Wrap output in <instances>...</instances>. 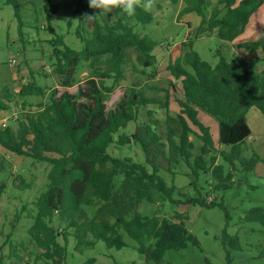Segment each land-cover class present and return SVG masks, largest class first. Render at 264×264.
<instances>
[{
  "label": "trees",
  "instance_id": "obj_1",
  "mask_svg": "<svg viewBox=\"0 0 264 264\" xmlns=\"http://www.w3.org/2000/svg\"><path fill=\"white\" fill-rule=\"evenodd\" d=\"M185 1L186 6L178 17L195 13L201 23L194 30L193 38L182 44L188 50L167 66L169 75L179 85L169 81L164 107L172 99L179 107V113L165 120L166 143L171 158L172 153H177L188 162L193 149L190 136H197L202 145L194 157L190 175L197 180L199 172L208 173L214 183L213 190L220 191L232 187L233 182L232 175L224 171L223 165L216 164L218 157L230 168L238 162L245 171L252 170L259 161L255 154L249 160L242 157L240 144L250 134L245 120L248 109L256 108L264 114V66L253 71L245 63L227 61L222 56L216 65L210 66L192 47L203 26L215 30L217 38L233 42L242 34L263 0H221L224 13L219 16V11L214 9L209 18L205 13L206 0ZM6 3L14 8L21 34V5L18 0H6ZM82 6L80 0L74 11H81ZM44 9L56 14V7L50 3ZM114 16L113 24L101 16L93 22L88 39L77 33L83 43L80 51L66 46L63 38L55 36L49 27L54 35L49 43L53 48L51 75L55 89L48 93V102L36 111H21L11 119V124H0V148L49 167L46 188L34 203L35 215L27 214L32 220L27 229L29 240L43 251L40 256L47 261L59 263L65 258L66 247L59 243L60 237L64 242L67 237H72L74 250L78 253L93 247L97 241L103 242L107 249L120 250L125 247L123 237L117 232L120 229L136 242L137 251L143 255L146 264H160L166 251L198 246V242L185 226L186 216L174 214L171 219L143 216L137 211L141 202L152 203L156 196H160L176 204L223 209L216 202L207 203L200 193L183 201L172 199L176 187L165 182L159 175L160 167L154 164L164 153L160 136L149 124L138 126L131 135L121 134L114 140L113 136L135 119L139 107L152 103L140 94L124 92L118 95L115 92L117 83L124 79L127 51L135 50L143 67L148 68L155 63L152 50L156 46V42L136 33L129 25L131 18L141 26L151 22L152 15L142 6L137 7L133 16L117 8ZM238 47L247 52L260 51V59L264 60V37ZM81 62L89 64L92 76L78 85L75 93H70L68 89L75 85L74 77ZM107 79L114 85H106L104 81ZM44 93L31 81L20 88L17 96L39 97ZM13 96L7 88L0 91V110L9 109ZM108 100L116 101L112 108H107ZM199 112L217 124L218 143L228 152L223 150L218 155L212 154L217 150L208 128L198 120ZM190 125L200 134L195 133ZM134 142L145 154L146 164L129 157L116 158L108 152L113 144L122 147ZM152 146L155 150L151 149ZM205 155L209 156L208 159L204 158ZM3 166L0 157V172ZM22 183L23 187H28ZM2 193L3 186H0V197ZM92 199L101 206L89 217L84 206ZM225 218L228 221L227 213ZM107 219H113L114 223L110 224ZM244 221L264 228V209L249 210ZM152 240L153 244L150 243ZM222 245L233 251L240 249L237 237L229 236L225 231ZM260 256H264V247ZM206 263L210 264L208 260ZM226 264H231L229 252Z\"/></svg>",
  "mask_w": 264,
  "mask_h": 264
},
{
  "label": "rangeland",
  "instance_id": "obj_2",
  "mask_svg": "<svg viewBox=\"0 0 264 264\" xmlns=\"http://www.w3.org/2000/svg\"><path fill=\"white\" fill-rule=\"evenodd\" d=\"M18 1L21 5L19 9L21 34L13 6L7 4L6 0H0V91L7 88L14 94L8 105L9 109L0 110V124H11L13 122L11 119L21 111H36L48 102V93L55 89L51 75L54 64L51 58L53 48L49 43L54 35L50 33L49 27L54 31L55 36L62 37L65 45L75 51H80L83 47L77 33L80 32L88 39L92 30V23L81 20L84 13L94 11L89 8L88 0H82L83 9L79 12L74 10L80 0ZM213 1L206 0V18L210 17L214 9L219 11V16L224 13L221 0ZM48 3L56 7V14L45 11L44 8ZM184 5H186L185 0H154L151 8L147 10L152 15L149 24L141 26L136 24L133 18L129 20V25L134 27L136 33L141 36L146 35L156 42L152 50L155 63L151 67L144 68L137 52L128 50L123 66L124 79L117 83L115 92L118 95L124 92L129 95L140 94L152 100V103L139 107L135 119L129 122L125 129L119 130L113 138L116 141L121 134L129 136L136 127L149 124L160 136L164 153L157 157L154 164L160 167L159 175L165 182L176 187L172 199L183 201L200 193L207 203L216 202L223 207V209L220 207L208 209L198 205L176 204L160 196H156L152 203L141 202L137 206V211L143 216L166 219H171L174 214L186 216L185 226L198 242V246L189 245L183 250L166 251L160 264H207L206 260L210 264H226L228 252L231 264H264V256H260V251L264 247V228L257 223L244 221V216L249 210L264 209V114L256 108H250L245 115L250 134L240 144L241 155L247 160L254 154L259 158L252 170L245 171L238 162L230 168L221 157L216 160V164L223 165L224 171L232 175V187L228 189L214 191V183L210 181L208 173L199 172L197 180L190 175V167L193 166L194 157L199 154L202 145L197 136H190L193 149L188 162L177 153H172L174 156L170 157L171 153L166 143L165 120L168 116L176 117L179 107L172 99L168 101L167 107H164L165 90L170 80L179 84L171 78L167 66L188 50L182 45L193 38L194 30L189 32L188 27H193L200 21L195 27L197 29L201 23V18L195 13L182 14L178 17ZM114 10L101 15L109 24L115 21ZM254 13L245 34L250 33L251 28L253 34L250 38L258 39L264 37V0ZM201 33V35H209L200 37L199 34L194 39L192 50L210 66L216 65L220 56L236 63L245 61L253 71H259L264 66V60L260 59V51L243 50L248 53L245 54L238 48L232 49L206 26H203ZM92 73L89 64L81 62L74 77L75 85L69 88L68 92L75 93L76 87L90 78ZM31 81L45 92L44 95L18 97L17 92L20 88ZM104 82L106 85H114L110 79ZM115 102L108 100L107 108H112ZM198 120L209 130L214 149L217 150L212 154L218 155L223 150L228 152L227 148L218 143L217 124L202 112H199ZM190 126L195 133L200 134L196 127ZM151 149L155 150V147L152 146ZM108 152L116 158L129 157L135 162L146 164V156L136 142L122 147L113 144ZM0 157L4 161L3 170L0 172V186H3L0 197V264H146L143 255L137 251L136 242L128 238L120 229H117V232L125 243V247L120 250L107 249L103 242L97 241L93 247L78 253L74 250L75 243L72 237H67L66 242L60 237L59 243L66 247L65 258L59 263L45 260L40 256L43 251L31 243L27 235V229L32 224L27 214L35 215L34 203L46 188V174L49 167L45 163L14 155L2 148H0ZM208 157V155L204 156L205 159ZM146 166L150 170L149 165ZM22 182L28 187H23ZM100 206V202L92 199L90 204L84 207L89 217H92ZM23 207H25L24 211ZM225 213L228 214V221ZM107 221L110 224L114 223L113 219ZM223 231L229 236L237 237L240 246L238 251L223 247ZM150 243L153 244L154 241Z\"/></svg>",
  "mask_w": 264,
  "mask_h": 264
},
{
  "label": "clouds",
  "instance_id": "obj_3",
  "mask_svg": "<svg viewBox=\"0 0 264 264\" xmlns=\"http://www.w3.org/2000/svg\"><path fill=\"white\" fill-rule=\"evenodd\" d=\"M154 0H88L92 13H84L81 20L85 23L95 22L102 14L111 13L113 9L119 8L128 16L135 15L137 7H144L148 10L153 5Z\"/></svg>",
  "mask_w": 264,
  "mask_h": 264
},
{
  "label": "crops",
  "instance_id": "obj_4",
  "mask_svg": "<svg viewBox=\"0 0 264 264\" xmlns=\"http://www.w3.org/2000/svg\"><path fill=\"white\" fill-rule=\"evenodd\" d=\"M215 1V0H214ZM213 1V2H214ZM237 1H239V0H237ZM212 3V2H211ZM186 5H184L183 6V8L185 7ZM211 6H212V4H211ZM255 13H253L252 15H254ZM252 15H251V17L249 18V21H248V23H247V25L249 24V22L251 21L250 19L252 18ZM200 22V21H199ZM199 22L195 25V26H193V27H188L189 28V32L190 31H193V30H195L196 28V26L199 24ZM247 25H246V27H245V29L243 30V32H242V34L237 38V39H235L233 42H228V41H224V40H222V42H224V43H228V45L229 46H231L232 47V49H237L238 48V50H240V52H242V53H245V54H248L247 52H245V51H243V49H241V48H239L238 47V45H240V44H242V43H246V42H253V41H255L256 39H251L250 37L252 36V34H253V31L251 30V28L249 29V31H250V33L249 32H247L246 34H245V32H246V28H247ZM195 28V29H194ZM212 31V30H211ZM214 32H215V30H213ZM188 32V33H189ZM206 33H208V31L206 32ZM202 34V33H201ZM200 34V37L201 36H208V35H201ZM215 34H216V32H215ZM246 36V37H245ZM251 39V40H250ZM221 40V39H220ZM194 44V43H193ZM177 58V57H176ZM260 58H261V56H260ZM244 63H245V61H244Z\"/></svg>",
  "mask_w": 264,
  "mask_h": 264
}]
</instances>
